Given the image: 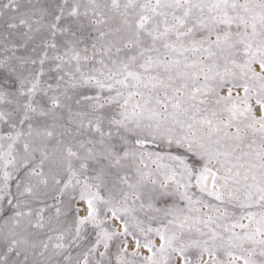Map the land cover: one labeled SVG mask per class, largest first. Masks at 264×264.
<instances>
[{
	"label": "snow or ice",
	"instance_id": "6c2138e0",
	"mask_svg": "<svg viewBox=\"0 0 264 264\" xmlns=\"http://www.w3.org/2000/svg\"><path fill=\"white\" fill-rule=\"evenodd\" d=\"M0 264H264V0H0Z\"/></svg>",
	"mask_w": 264,
	"mask_h": 264
}]
</instances>
